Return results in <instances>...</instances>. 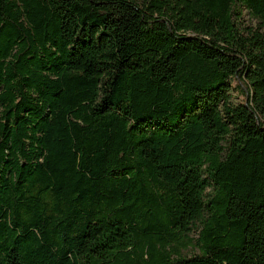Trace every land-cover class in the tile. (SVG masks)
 <instances>
[{
	"label": "trees",
	"instance_id": "1",
	"mask_svg": "<svg viewBox=\"0 0 264 264\" xmlns=\"http://www.w3.org/2000/svg\"><path fill=\"white\" fill-rule=\"evenodd\" d=\"M0 264H264V0H0Z\"/></svg>",
	"mask_w": 264,
	"mask_h": 264
},
{
	"label": "rangeland",
	"instance_id": "2",
	"mask_svg": "<svg viewBox=\"0 0 264 264\" xmlns=\"http://www.w3.org/2000/svg\"><path fill=\"white\" fill-rule=\"evenodd\" d=\"M243 14H244V15H243V18H244L245 22L248 23V24H250V25H254L253 23H251V22L249 21V17H248V15L246 14V12H244ZM193 252H194V250L189 249V250H187V251H184L183 254L189 256V255H191Z\"/></svg>",
	"mask_w": 264,
	"mask_h": 264
}]
</instances>
